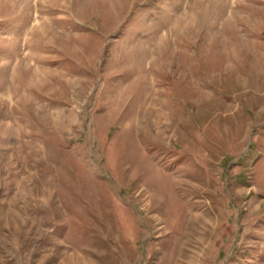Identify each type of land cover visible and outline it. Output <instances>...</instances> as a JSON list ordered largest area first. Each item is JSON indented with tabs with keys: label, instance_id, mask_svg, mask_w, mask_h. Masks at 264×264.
<instances>
[{
	"label": "rangeland",
	"instance_id": "374dc122",
	"mask_svg": "<svg viewBox=\"0 0 264 264\" xmlns=\"http://www.w3.org/2000/svg\"><path fill=\"white\" fill-rule=\"evenodd\" d=\"M0 264H264V0H0Z\"/></svg>",
	"mask_w": 264,
	"mask_h": 264
}]
</instances>
